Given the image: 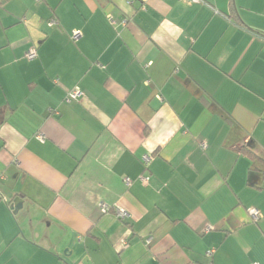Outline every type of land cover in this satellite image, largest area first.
Returning a JSON list of instances; mask_svg holds the SVG:
<instances>
[{
    "label": "crops",
    "instance_id": "0c3cea01",
    "mask_svg": "<svg viewBox=\"0 0 264 264\" xmlns=\"http://www.w3.org/2000/svg\"><path fill=\"white\" fill-rule=\"evenodd\" d=\"M251 263L264 0H0V264Z\"/></svg>",
    "mask_w": 264,
    "mask_h": 264
},
{
    "label": "built area",
    "instance_id": "2783aa9c",
    "mask_svg": "<svg viewBox=\"0 0 264 264\" xmlns=\"http://www.w3.org/2000/svg\"><path fill=\"white\" fill-rule=\"evenodd\" d=\"M185 1L192 2V3H200V2H202V0H185ZM109 20L111 22H113L110 17H109ZM54 23L55 22L53 20L50 22V24H54ZM78 36H79V32L78 31H74L71 34V38L73 40H77ZM25 56L29 60L34 59L37 56L35 48H31L29 51H27ZM81 96H82L81 90L78 87H73V88L69 89L66 92L64 100L66 102H69V101H72V100H78ZM40 139H43V137L40 136ZM202 146L204 147V143H202ZM148 159H149V156H148V158L144 157V162L146 163ZM125 182H126V184H129L128 178H126ZM100 207H101L103 212L107 211V209H108V206L105 203H100ZM248 212H249V215H250L252 221H257V220H259L262 217L261 212L259 210L255 209V208H250L248 210ZM116 216L119 217V218H124L126 216V212L123 211V210H118V211H116ZM210 253H211V251L208 252V254H210ZM251 264H257V263H251Z\"/></svg>",
    "mask_w": 264,
    "mask_h": 264
}]
</instances>
